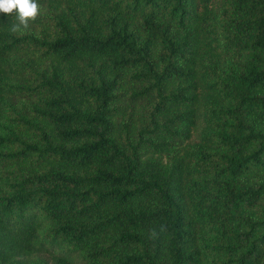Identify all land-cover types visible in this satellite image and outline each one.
Returning a JSON list of instances; mask_svg holds the SVG:
<instances>
[{
	"label": "trees",
	"instance_id": "1",
	"mask_svg": "<svg viewBox=\"0 0 264 264\" xmlns=\"http://www.w3.org/2000/svg\"><path fill=\"white\" fill-rule=\"evenodd\" d=\"M0 13V264H264V0H37Z\"/></svg>",
	"mask_w": 264,
	"mask_h": 264
},
{
	"label": "clouds",
	"instance_id": "2",
	"mask_svg": "<svg viewBox=\"0 0 264 264\" xmlns=\"http://www.w3.org/2000/svg\"><path fill=\"white\" fill-rule=\"evenodd\" d=\"M40 7L37 0H0V13H15L18 24L12 27L13 32L29 27V21H34L39 15Z\"/></svg>",
	"mask_w": 264,
	"mask_h": 264
},
{
	"label": "rangeland",
	"instance_id": "3",
	"mask_svg": "<svg viewBox=\"0 0 264 264\" xmlns=\"http://www.w3.org/2000/svg\"><path fill=\"white\" fill-rule=\"evenodd\" d=\"M78 262V264H79V261H77Z\"/></svg>",
	"mask_w": 264,
	"mask_h": 264
}]
</instances>
